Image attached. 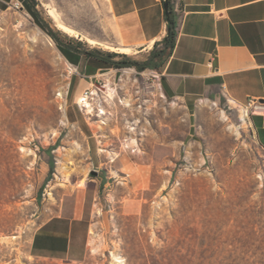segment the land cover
<instances>
[{
	"label": "rangeland",
	"instance_id": "rangeland-1",
	"mask_svg": "<svg viewBox=\"0 0 264 264\" xmlns=\"http://www.w3.org/2000/svg\"><path fill=\"white\" fill-rule=\"evenodd\" d=\"M15 2L0 10V63L16 60L13 84L0 81V99L13 89L30 111L12 142L0 128L7 149L0 158V264H264V149L249 115L243 123L242 110L222 95L193 106L166 95L158 69H117L84 57L77 65L24 1ZM37 3L40 16L61 30L48 12L54 7L79 36L61 31L82 47L120 46L105 0ZM87 89L92 112L80 102ZM121 151L145 163L143 193L129 191L119 176L113 159ZM127 198L143 199L137 213L125 211ZM66 210L85 220L86 254H34L36 230ZM82 241H74L78 250Z\"/></svg>",
	"mask_w": 264,
	"mask_h": 264
},
{
	"label": "crops",
	"instance_id": "crops-1",
	"mask_svg": "<svg viewBox=\"0 0 264 264\" xmlns=\"http://www.w3.org/2000/svg\"><path fill=\"white\" fill-rule=\"evenodd\" d=\"M14 1L0 0V10ZM105 3L120 46L149 53L166 36L164 0ZM174 6L178 15L176 44L158 70L165 94L189 106L221 95L242 105L251 99L264 103V0H174ZM76 57L77 65L83 57L87 59L84 55ZM249 118L264 149V110L252 111ZM113 162L119 176L128 181L129 191L143 193L147 189L149 178L140 157L121 151ZM142 205V198H127L124 209L137 213ZM68 211L36 230L31 246L34 254L72 255L73 259L86 254L87 228L83 234L79 231L85 220L81 214ZM80 235L83 246L78 250L74 241Z\"/></svg>",
	"mask_w": 264,
	"mask_h": 264
},
{
	"label": "trees",
	"instance_id": "trees-1",
	"mask_svg": "<svg viewBox=\"0 0 264 264\" xmlns=\"http://www.w3.org/2000/svg\"><path fill=\"white\" fill-rule=\"evenodd\" d=\"M23 1L24 6L32 14L36 23L55 40L59 49L69 59H72L74 55H84L87 59L101 63L106 67L121 69L123 67L134 66L139 70L147 68L159 70L172 53L176 44L178 15L175 11L174 0H164V2H168L169 6V13L166 14L168 32L161 41L154 44L145 60L135 59L128 54L106 51L99 47H82L83 42L65 34L59 29L53 28L48 21L40 16L37 0Z\"/></svg>",
	"mask_w": 264,
	"mask_h": 264
},
{
	"label": "bare ground",
	"instance_id": "bare-ground-1",
	"mask_svg": "<svg viewBox=\"0 0 264 264\" xmlns=\"http://www.w3.org/2000/svg\"><path fill=\"white\" fill-rule=\"evenodd\" d=\"M48 12H49V15L51 16V18L55 21L56 26L58 28H60L61 30H63L64 32H66L68 34H71V36L72 35H78L79 36V34L77 33V30L73 26L66 23L62 19L59 12L54 7L49 8ZM86 39L92 45L93 44L95 45L97 42H99V40H96L95 38H92V37H86ZM101 44H103V43L101 42ZM106 46L109 47L112 51L114 50V51L123 52V53H130L132 51L131 48H129L128 46L116 47V46H111V45H107V44H106ZM15 62H16L15 58H8L6 60V62L0 63V81L8 80V82H7L8 85L13 84V79H14L15 71H16L15 65H14ZM107 79H108V83L106 85H107V88L109 90V94L111 97H114L115 96V88L112 87V85H111L110 77H107ZM0 94H1V92H0ZM0 101L2 102V105L4 103L8 106V108H6V110H3L1 107L2 105H0V128L1 127L7 128L8 140H9V142H12L13 136L15 134L21 133L24 130V128L26 127V122H24V120H26L28 118L30 110L28 107L25 108V107H22L20 105L18 98L13 96V89H11L9 97H7L5 99H0ZM122 101H124L128 104L127 100H122ZM230 101L232 103H234L236 106H239V108L242 110L241 120L243 121V123H246L247 122V116L249 115L248 110L242 104H239L238 102H236L234 100H230ZM80 102H84L85 105L88 106L89 112H92V103L90 102L88 97H86L85 95H82L80 98ZM215 104H216L215 102H212V106ZM221 112L225 118H228V115H227L225 110H221ZM106 113H107L106 110L101 108V111L98 115L102 116V114L105 115ZM103 123H106V120H103ZM8 146L10 147V143L8 144ZM1 150H2V148L0 146V158L7 156V154H6L7 149L4 148L3 151H1ZM116 157H118L117 154H116V156H114L113 160H115Z\"/></svg>",
	"mask_w": 264,
	"mask_h": 264
},
{
	"label": "built area",
	"instance_id": "built-area-1",
	"mask_svg": "<svg viewBox=\"0 0 264 264\" xmlns=\"http://www.w3.org/2000/svg\"><path fill=\"white\" fill-rule=\"evenodd\" d=\"M20 0H17L15 4L19 7ZM85 96L89 98V89L85 90ZM249 112V116L252 111H263L264 110V103L259 100L251 99L247 104L243 105Z\"/></svg>",
	"mask_w": 264,
	"mask_h": 264
},
{
	"label": "water",
	"instance_id": "water-1",
	"mask_svg": "<svg viewBox=\"0 0 264 264\" xmlns=\"http://www.w3.org/2000/svg\"><path fill=\"white\" fill-rule=\"evenodd\" d=\"M164 6H165L166 14H168L169 13L168 2H164ZM94 173H95V171H94Z\"/></svg>",
	"mask_w": 264,
	"mask_h": 264
}]
</instances>
